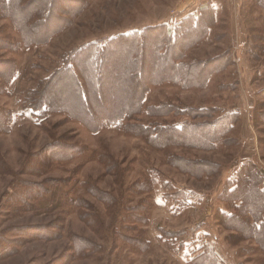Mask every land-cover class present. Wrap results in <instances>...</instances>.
<instances>
[{"label": "rangeland", "instance_id": "1", "mask_svg": "<svg viewBox=\"0 0 264 264\" xmlns=\"http://www.w3.org/2000/svg\"><path fill=\"white\" fill-rule=\"evenodd\" d=\"M21 1L31 20L43 19L46 2ZM262 1L54 0L56 21L48 26L61 22L62 30L48 39L43 29L28 32L47 39L40 44L25 43V26L0 14V264H195L209 250L221 264H264L260 245L225 219L244 215L239 203L223 199L249 167L264 180ZM200 8L214 18L206 35L194 27L177 49L184 67L203 65V84H189V75L171 74L149 55L136 120L93 129L86 115L78 118L79 95L53 76L75 51L164 24L175 31ZM43 81V102L65 99L70 110L30 106ZM109 88L125 91L103 83L88 105L97 117L114 100ZM227 116L232 129L211 147L149 142L163 125H193L203 142L217 140L210 127Z\"/></svg>", "mask_w": 264, "mask_h": 264}, {"label": "trees", "instance_id": "2", "mask_svg": "<svg viewBox=\"0 0 264 264\" xmlns=\"http://www.w3.org/2000/svg\"><path fill=\"white\" fill-rule=\"evenodd\" d=\"M20 1L21 0H0V14L4 16V19L7 18L14 24L18 23L25 26L22 32L20 31L22 40L25 41V43H43V41L45 42L48 38L54 36L55 33L58 34L60 30H62L60 27L61 22L57 23L54 29L48 26L49 23H52L50 22L51 20L56 21L55 17L52 19L51 12V9L54 8V4L52 5L54 0H42L46 2V6L45 12L42 15L43 19H40L41 22L37 19L31 20V15L25 14L26 7H22V1ZM261 4L264 6V1H262ZM205 10L206 8H200L197 12V16L188 17L180 22L181 24L174 29L175 31H171L168 26L164 24L151 29L146 28L132 34L121 35L115 39L113 38L104 46L90 44L75 51L65 65L53 76L62 80L66 87L73 85V90L79 95L80 104L84 108V112L79 114V111H76L78 118H81L82 115H86L85 117L89 122H92L91 126L93 129H101L114 124H124L123 122L125 119L128 122L130 120H136V118L143 113L141 105L148 90V86L141 84V77H143L146 68L144 65L145 60L149 55L152 57L154 56V60L158 61V66L167 70L169 73L181 75L186 73L189 75L190 77H187L189 84L194 82L203 84V77L207 74L203 71V65L197 64L193 66L194 64H192L190 67H184L183 64H180L178 60L183 57V54L181 49H177V44L182 38L185 39L187 33L193 31L194 27H197V30L200 28L199 33L205 29L204 34L206 35L207 32L205 27L208 23H211L214 18H212V15L207 14ZM210 26L211 25L208 27ZM39 29L45 31L44 35H46V40L38 41L29 37L28 32L31 36ZM54 31L57 32L53 33ZM205 35L201 37L199 41L202 40ZM183 46L188 45L186 43L183 44ZM121 52H126L128 56L120 57L119 55ZM12 68L10 70H12ZM12 76L13 72L11 71V73L9 72L5 77ZM197 77L201 78V80L196 79ZM108 81L116 83V87H123L122 90L125 91L118 93V91H111L110 88L106 89L107 93L111 94L109 96H113L114 100L108 99L112 101L110 109H107L102 116L97 117L89 110L88 105L92 96L94 99L98 100L102 92L101 88L103 83L107 84ZM48 84L49 81L41 82L37 95H31L30 102H35V104L30 105L33 109L36 108L38 111L46 109L48 111V109L50 110L49 107L52 105L57 104V107H60L58 104L62 105L65 103V99L61 101L57 100L58 103L56 104L51 101L48 102L49 104L43 102L47 95L45 87ZM5 87L6 84H4L3 88ZM126 88L134 90L129 97H127L128 93L126 92ZM135 89H138V91H135ZM65 105L67 104L62 105L65 110L71 109ZM52 107L57 108L56 106ZM70 113L73 115L72 111H70ZM167 114L168 111H161L159 113V115L162 116ZM215 122L217 124L210 127L209 133L215 134L217 140L209 138L208 142H203L206 138L204 136L197 137V129L193 125H185L182 129L168 126L164 127L163 125L158 126V130L155 129L156 132H153L152 136H150L149 142L155 145L157 144L156 142H171L173 138H176L178 140L181 139V142H185V145L190 148H208L220 142V139L230 132L233 118L231 119L230 116L221 117L216 119ZM163 124H166V122ZM136 128L143 127L139 125ZM186 135L190 137V140L185 139ZM183 163H188V167L191 166V162L186 159ZM241 173L242 172L239 173L237 180L231 182L225 188L223 199L232 203L238 202L239 204L236 205V209L241 211L244 215L242 217L233 215L225 219L228 222V226L237 229L241 233L243 239L255 241L260 245L259 247L264 250V180L260 173L257 172L255 174L250 167L247 168L246 177H243ZM209 174L212 175L214 172H209ZM195 264L221 263L215 256L214 251L209 250L205 255L197 258Z\"/></svg>", "mask_w": 264, "mask_h": 264}]
</instances>
